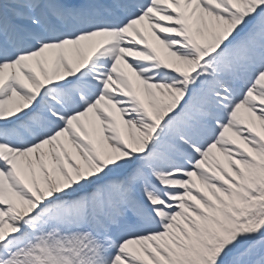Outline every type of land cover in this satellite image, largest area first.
I'll use <instances>...</instances> for the list:
<instances>
[{
	"label": "snow or ice",
	"instance_id": "1",
	"mask_svg": "<svg viewBox=\"0 0 264 264\" xmlns=\"http://www.w3.org/2000/svg\"><path fill=\"white\" fill-rule=\"evenodd\" d=\"M0 264H264V0H0Z\"/></svg>",
	"mask_w": 264,
	"mask_h": 264
}]
</instances>
